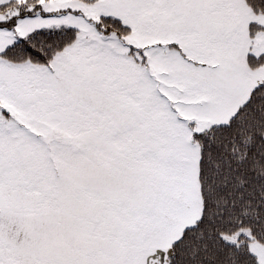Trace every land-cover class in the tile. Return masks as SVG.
Returning <instances> with one entry per match:
<instances>
[{"label": "snow or ice", "instance_id": "obj_1", "mask_svg": "<svg viewBox=\"0 0 264 264\" xmlns=\"http://www.w3.org/2000/svg\"><path fill=\"white\" fill-rule=\"evenodd\" d=\"M0 264H264V0H0Z\"/></svg>", "mask_w": 264, "mask_h": 264}]
</instances>
